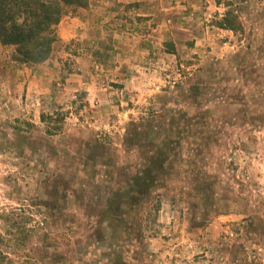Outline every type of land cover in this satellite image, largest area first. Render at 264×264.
Returning a JSON list of instances; mask_svg holds the SVG:
<instances>
[{
	"label": "rangeland",
	"instance_id": "obj_1",
	"mask_svg": "<svg viewBox=\"0 0 264 264\" xmlns=\"http://www.w3.org/2000/svg\"><path fill=\"white\" fill-rule=\"evenodd\" d=\"M96 1L43 63L0 42V247L24 264H264V0L114 5L133 36Z\"/></svg>",
	"mask_w": 264,
	"mask_h": 264
},
{
	"label": "trees",
	"instance_id": "obj_2",
	"mask_svg": "<svg viewBox=\"0 0 264 264\" xmlns=\"http://www.w3.org/2000/svg\"><path fill=\"white\" fill-rule=\"evenodd\" d=\"M91 0H0V42L3 45L14 46V60L37 65L49 60L61 43L57 26L70 12L78 8H85ZM232 28L236 21L225 18ZM172 44V43H170ZM169 44V45H170ZM176 53L175 48H168ZM64 107L43 111L41 120L48 124L47 132L53 134L60 130L56 122L65 120ZM13 212V211H11ZM12 219V218H11ZM11 222V220L9 219ZM8 230L12 242H21V235L25 236L27 227L17 225L15 221ZM17 226V229H13ZM20 244V243H19ZM17 256V255H14ZM12 253L0 247V264H24L17 261ZM20 255H18L19 258Z\"/></svg>",
	"mask_w": 264,
	"mask_h": 264
},
{
	"label": "crops",
	"instance_id": "obj_3",
	"mask_svg": "<svg viewBox=\"0 0 264 264\" xmlns=\"http://www.w3.org/2000/svg\"><path fill=\"white\" fill-rule=\"evenodd\" d=\"M180 1L184 2L185 8H190V6H194V5H197V4L200 3V0H180ZM96 2H97L95 4L96 6L105 7V15L102 16L101 19H103L104 17H111L112 15L115 16L114 20L118 21V23H117V26H118L117 27V31L126 32L130 36H133L135 33H137V32H135V33L133 32V30H135L136 27L133 26L132 23H128V21L129 22H131V20L133 21L134 17H132L131 15H129V17L126 16L125 18L120 17V14H122L123 12H120V11L116 12L118 7L121 6V8H119L118 10H123V8L126 7V4H132L133 5L132 9H134L135 16H137V17H145V16H150V15L152 16L153 15V13L151 12L152 11V4H153V3H151L152 0H97ZM114 5H118V7L114 8ZM154 6H155V4H154ZM158 10H159L158 11V13H159V17L158 18H159L160 21L163 22L164 16L168 15L169 13H163V9H158ZM130 13H132V12H130ZM85 19L86 18H84L83 20H85ZM85 21H87V23H89V20H85ZM61 23H59V25ZM117 34H119V33H117ZM59 36L62 37L63 39L64 38H66V39L69 38L68 34L65 33V31H63V34H59ZM122 36H124V35L122 34Z\"/></svg>",
	"mask_w": 264,
	"mask_h": 264
}]
</instances>
